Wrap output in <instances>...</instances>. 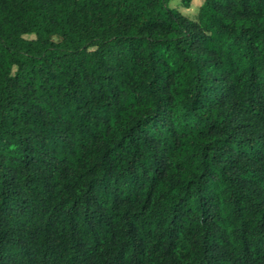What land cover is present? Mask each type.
Wrapping results in <instances>:
<instances>
[{"label":"trees","instance_id":"obj_1","mask_svg":"<svg viewBox=\"0 0 264 264\" xmlns=\"http://www.w3.org/2000/svg\"><path fill=\"white\" fill-rule=\"evenodd\" d=\"M169 1L0 0V264H264V0Z\"/></svg>","mask_w":264,"mask_h":264},{"label":"rangeland","instance_id":"obj_2","mask_svg":"<svg viewBox=\"0 0 264 264\" xmlns=\"http://www.w3.org/2000/svg\"><path fill=\"white\" fill-rule=\"evenodd\" d=\"M201 4V0H191L189 7H184L180 0H171L168 3L170 8L178 10L181 14L187 16L189 19H195L197 15L198 8ZM25 38H33V35H25Z\"/></svg>","mask_w":264,"mask_h":264}]
</instances>
